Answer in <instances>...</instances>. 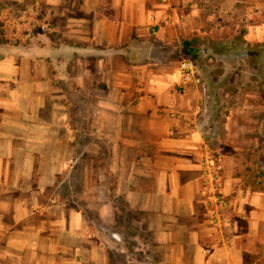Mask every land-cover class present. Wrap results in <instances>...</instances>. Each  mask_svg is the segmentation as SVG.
I'll return each mask as SVG.
<instances>
[{
  "label": "crops",
  "instance_id": "crops-1",
  "mask_svg": "<svg viewBox=\"0 0 264 264\" xmlns=\"http://www.w3.org/2000/svg\"><path fill=\"white\" fill-rule=\"evenodd\" d=\"M14 1L0 0V264H113L102 211L56 196L68 149L85 146L108 149L105 166L91 159L107 187L91 189L108 195L109 243H150L156 264H264V189L221 176V203L205 190L209 77L180 71L214 50L198 41L230 49L239 33L264 58V0H43L53 22L19 39L5 33Z\"/></svg>",
  "mask_w": 264,
  "mask_h": 264
},
{
  "label": "rangeland",
  "instance_id": "rangeland-1",
  "mask_svg": "<svg viewBox=\"0 0 264 264\" xmlns=\"http://www.w3.org/2000/svg\"><path fill=\"white\" fill-rule=\"evenodd\" d=\"M214 1L215 5L220 4V7L226 9L231 5V0ZM238 5L240 9L253 6L249 0L238 2ZM5 7L10 9L9 13L12 15L7 19L5 33L13 34L12 37L16 39H19L18 35L29 30L44 31L49 22H53L46 17L50 7L43 0H24L20 3L14 1ZM248 24L250 20L241 21L239 30H246ZM234 43L230 49L208 41L197 43L198 47L210 45L214 49L209 56L199 55L195 61L200 77L204 72L209 77V84L203 80L201 85L207 100L204 104L205 112L199 120L205 128L206 142L209 145L207 156L212 159L214 165L221 166V176H230L233 179L238 177L234 180L237 187L253 189L251 183L255 181L254 188L264 189V68H253V61L262 58L260 61L264 64V58L261 54L260 57H255L257 51L253 50V47L245 46L241 33L235 36ZM255 93L259 94V99L252 96ZM237 108H244V113L236 114ZM230 115L233 118L232 123H236L235 126L238 121L244 126L239 134H235V131H228L227 134L224 132L225 119ZM92 137V134L86 133L84 140L88 141ZM68 155L71 160L64 172L65 177L59 176L57 180V199L67 200V203L74 206L82 204L90 217L95 216L90 205L102 211L103 219L99 220V229L94 230L99 232L100 241L107 248L111 247L109 249L113 264H156L149 254L153 249L150 243L141 245L134 237L122 239L118 236H115L114 244L108 242L113 232V228L107 224L108 195H93L91 189L92 183L104 184V189L107 187V179H93L92 171L97 165L93 167L91 159L94 157L97 159L96 164L100 162L105 166L101 160L108 155V149L86 146L77 150L71 148L68 149ZM210 187V181L206 178L204 188L209 191ZM121 222L118 223L117 220V228Z\"/></svg>",
  "mask_w": 264,
  "mask_h": 264
},
{
  "label": "built area",
  "instance_id": "built-area-1",
  "mask_svg": "<svg viewBox=\"0 0 264 264\" xmlns=\"http://www.w3.org/2000/svg\"><path fill=\"white\" fill-rule=\"evenodd\" d=\"M180 71L185 82H191L192 84L199 85L202 82L200 73L198 72L195 64L191 60H183L180 63ZM206 172L207 177L210 178L211 184V196L216 202L221 203V199L218 196V193L221 189V174H220V165H214L212 159L207 156L205 158ZM213 213H218V208H213Z\"/></svg>",
  "mask_w": 264,
  "mask_h": 264
},
{
  "label": "trees",
  "instance_id": "trees-1",
  "mask_svg": "<svg viewBox=\"0 0 264 264\" xmlns=\"http://www.w3.org/2000/svg\"><path fill=\"white\" fill-rule=\"evenodd\" d=\"M185 50H186V53H187V54L191 55L192 57H196V53L192 52V51L189 50V49H185ZM251 184L253 185V188H254V185L256 184V182L253 181ZM255 189H256V188H255Z\"/></svg>",
  "mask_w": 264,
  "mask_h": 264
}]
</instances>
